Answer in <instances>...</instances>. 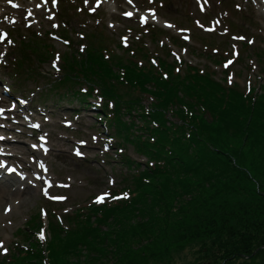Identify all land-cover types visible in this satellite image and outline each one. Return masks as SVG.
Instances as JSON below:
<instances>
[{
  "label": "trees",
  "instance_id": "trees-1",
  "mask_svg": "<svg viewBox=\"0 0 264 264\" xmlns=\"http://www.w3.org/2000/svg\"><path fill=\"white\" fill-rule=\"evenodd\" d=\"M37 45L40 50L24 49L38 51L43 61L53 58L54 46ZM107 52L101 36L85 53L66 54L64 76L52 87L82 103L100 94L103 109L113 112L106 123L146 157L145 168L125 180L127 199L79 209L64 216L65 223L54 216L47 242L32 235L43 227L36 215L29 231H19L27 244L15 245L1 264H91L98 262L91 258L98 247L107 248L101 258L115 259L119 251L129 264H264V208L248 211L240 202L217 217L218 200L242 193L247 201L253 180L264 182V94L257 97L254 88L244 93L218 81L215 72L184 68L181 61L155 65L142 46L125 50L129 58ZM145 96L154 100L151 111L141 106ZM137 107L142 134L123 119ZM139 216L116 239L115 228Z\"/></svg>",
  "mask_w": 264,
  "mask_h": 264
},
{
  "label": "rangeland",
  "instance_id": "rangeland-1",
  "mask_svg": "<svg viewBox=\"0 0 264 264\" xmlns=\"http://www.w3.org/2000/svg\"><path fill=\"white\" fill-rule=\"evenodd\" d=\"M63 1L60 17L57 18L60 8L58 0H0V37H3L0 39V141L6 142H0L4 147L0 148V153L11 155L6 161L18 170L17 177L20 175L23 178L24 184L20 183L21 178H17L18 183L14 184L22 185L21 188H34L31 195L24 194L22 198L0 202V241L8 249L7 253L0 249V257L10 253L15 242L20 243L18 231L22 228L27 230L28 222L39 212L44 215V237H49L47 225L52 219V212L62 216L73 213L81 206L104 203L108 200L106 196L110 190L122 188L123 179L131 177L135 171L120 160L112 159L119 158L116 153L120 148L116 147L115 139L110 137L113 129H106L104 118L98 114L102 104L100 96H91L86 103L93 107L87 108V105L82 106L65 90L60 95L50 91L52 82L63 76L60 58L65 53H74V48L84 51V44L96 41L93 36H89L95 34L96 29L104 31L108 38L105 44L119 54L123 51L118 48V44L128 37L131 45L135 42L146 43L150 53L156 57H166L165 47H169L173 49L174 57L181 56L187 64L204 69L214 68L218 78L224 76V68L215 66L210 58L223 53L231 42L234 52H228L225 56L243 55L252 66L248 69L237 59L227 64L230 83L239 84L242 88L258 80L262 68L261 65L257 66L251 51L247 53L236 43L242 36L244 42L252 41L251 48L264 49V0H88L87 13L83 8V0ZM94 7L97 8L95 12L92 11ZM63 10L69 16L61 17ZM127 12L133 15L129 17ZM222 15L227 17L226 24L231 27V32L220 24ZM231 23L239 26L235 38H232L234 28ZM151 25L161 28L165 34L156 43L151 40V36L139 33H145L142 29ZM60 27L66 28L74 42L73 49L65 43L67 40ZM130 29L134 31L130 32ZM83 34L89 36L90 40H82ZM171 37L184 41L188 48L182 50L174 47L170 42ZM204 38L210 45L208 48L202 41ZM8 40L12 43H8ZM35 41L53 45L59 59L53 56L54 59L43 61L38 51L34 53L24 49L37 46L40 50ZM24 57L27 59L21 67L20 60ZM167 58L170 62L173 60L171 56ZM54 62L59 70L53 66ZM150 104V100L144 102L147 107ZM135 116L124 114L123 119L129 122L134 120L139 125L140 119ZM42 141L47 149L45 152L39 150L34 156L33 151L37 153L36 145ZM76 147L83 157L73 154ZM121 149L130 159L139 163L145 161L134 152L132 146ZM37 174L42 178L41 182L35 180ZM49 182L53 185L47 189ZM253 183L256 187L248 189L250 196L246 198L247 201L242 200V193L218 200L221 209L217 217L221 210L234 209L240 202L248 211L264 208V182L254 179ZM66 184L68 187H64ZM61 196H65L66 201L55 203L57 200L53 197ZM101 197L102 200L99 199ZM130 219L115 228H118L116 239L129 225L141 220L140 216ZM32 235L37 237L35 233ZM100 249H94L91 258L98 259V262L91 264H129V259L120 260L123 258L119 251L115 259L110 254L101 258L100 254L105 255L107 248L103 251ZM176 251L172 249L170 254L176 256ZM73 263L85 264V259Z\"/></svg>",
  "mask_w": 264,
  "mask_h": 264
},
{
  "label": "bare ground",
  "instance_id": "bare-ground-1",
  "mask_svg": "<svg viewBox=\"0 0 264 264\" xmlns=\"http://www.w3.org/2000/svg\"><path fill=\"white\" fill-rule=\"evenodd\" d=\"M4 100V99H2ZM0 146H2L0 144ZM35 154V153H34ZM13 158H16L15 156ZM23 169V168H22ZM27 171V170H26ZM5 173L7 175V178H10L9 180L4 179V181L2 183H0V202L4 201L7 202L9 201V199L13 200V199H18V198H22L24 194L31 195V191L34 188H29L26 186H23L21 188L22 185H16L13 184L14 183H18L16 182L17 178H21L22 180H19L20 183L24 184L23 178L20 177V175L17 177V172L18 170H14L11 173H8V171H0V173ZM1 177V174H0Z\"/></svg>",
  "mask_w": 264,
  "mask_h": 264
},
{
  "label": "snow or ice",
  "instance_id": "snow-or-ice-1",
  "mask_svg": "<svg viewBox=\"0 0 264 264\" xmlns=\"http://www.w3.org/2000/svg\"><path fill=\"white\" fill-rule=\"evenodd\" d=\"M86 2H87V0H86ZM129 2H131V0H129ZM237 7H239V5H237ZM96 10H97V8H95V7L92 8V11L95 12ZM126 15L129 16V17H131L133 15V13L132 12H127ZM144 20H145V22H147V17H145ZM170 27H171V25H170ZM5 36H7V33H5ZM0 39H3V37H0ZM123 40H124V43L127 45V43H128V37H124ZM8 43H12V41L11 40H8ZM65 43H68V41H65ZM57 59H59L58 56H57ZM155 62L156 61H154V63ZM53 66L56 67L57 70H59L58 65L55 62H54V65ZM177 71H179V69H177ZM81 143H85V142L84 141H81ZM33 147H35V145H33ZM41 167H43V165H41ZM126 196H127V194H125V197ZM54 199H65V198L64 197H54ZM99 199L102 200L103 198L101 197ZM8 210L10 211V208ZM40 236H41V239H44L45 238L43 232L40 233ZM0 249H2L4 253H7V251H8L7 248H4L3 247V242L2 241H0Z\"/></svg>",
  "mask_w": 264,
  "mask_h": 264
}]
</instances>
